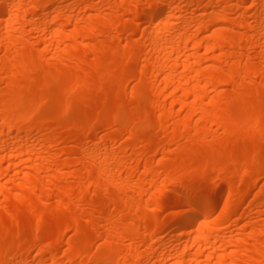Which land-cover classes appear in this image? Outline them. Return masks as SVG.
<instances>
[{"label": "bare ground", "instance_id": "6f19581e", "mask_svg": "<svg viewBox=\"0 0 264 264\" xmlns=\"http://www.w3.org/2000/svg\"><path fill=\"white\" fill-rule=\"evenodd\" d=\"M261 171L264 0H0V264H264Z\"/></svg>", "mask_w": 264, "mask_h": 264}, {"label": "rangeland", "instance_id": "374dc122", "mask_svg": "<svg viewBox=\"0 0 264 264\" xmlns=\"http://www.w3.org/2000/svg\"><path fill=\"white\" fill-rule=\"evenodd\" d=\"M88 59H92V56L90 55V56H88L87 57ZM51 62H52V64L55 66V65H57V64H59L58 63V60H56V58H54V57H51ZM62 96V94L59 92V93H57V97L58 98H60ZM66 106H63V108H65ZM43 117L44 118H49L50 117V112H44L43 113ZM75 125V124H74ZM210 132H211V134L210 135H213V136H215L217 139H220V137L218 136L217 137V135L215 134V132L216 133H218V135H220V133H221V130H219V129H217V127L216 126H211L210 127ZM211 137V136H210ZM261 141H260V139L258 138V137H256V138H254L251 142H250V144L251 145H260L261 143H260ZM241 146V144H240V142H237V141H235V142H230V143H227V144H225V145H222V148H224V149H231V148H238V147H240ZM174 147H172L171 149H173ZM78 169V166H72L70 169H68V171H73V172H75L76 170ZM262 173L260 174V176H259V179H261V180H264V171H261ZM88 183V182H87ZM142 209V211H143V208H141ZM143 216H141L140 217V222L143 220ZM0 220L3 222V224H4V226L5 227H8V226H10V220H9V218H7L6 216H5V214L2 212V210H0ZM22 227V229H23V231H27V229H28V227H27V225H22L21 226ZM72 236V232H67L66 234H65V236H64V238H63V240L64 241H66L68 238H70ZM100 243V241H97V243L96 244H99Z\"/></svg>", "mask_w": 264, "mask_h": 264}]
</instances>
